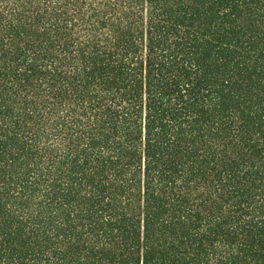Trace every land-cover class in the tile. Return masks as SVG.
I'll list each match as a JSON object with an SVG mask.
<instances>
[{
	"label": "trees",
	"instance_id": "16d2710c",
	"mask_svg": "<svg viewBox=\"0 0 264 264\" xmlns=\"http://www.w3.org/2000/svg\"><path fill=\"white\" fill-rule=\"evenodd\" d=\"M0 264H264V0H0Z\"/></svg>",
	"mask_w": 264,
	"mask_h": 264
}]
</instances>
